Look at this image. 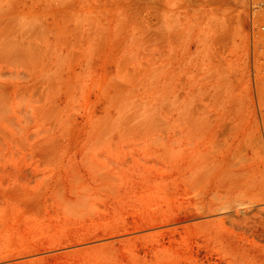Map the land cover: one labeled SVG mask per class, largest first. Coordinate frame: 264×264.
<instances>
[{
	"label": "rangeland",
	"instance_id": "rangeland-1",
	"mask_svg": "<svg viewBox=\"0 0 264 264\" xmlns=\"http://www.w3.org/2000/svg\"><path fill=\"white\" fill-rule=\"evenodd\" d=\"M256 0H0V264H264Z\"/></svg>",
	"mask_w": 264,
	"mask_h": 264
},
{
	"label": "built area",
	"instance_id": "built-area-1",
	"mask_svg": "<svg viewBox=\"0 0 264 264\" xmlns=\"http://www.w3.org/2000/svg\"><path fill=\"white\" fill-rule=\"evenodd\" d=\"M251 36L253 57H257L264 67V0L252 2Z\"/></svg>",
	"mask_w": 264,
	"mask_h": 264
}]
</instances>
